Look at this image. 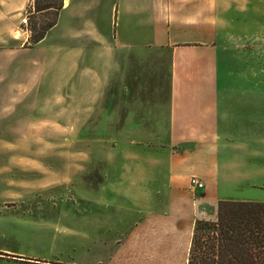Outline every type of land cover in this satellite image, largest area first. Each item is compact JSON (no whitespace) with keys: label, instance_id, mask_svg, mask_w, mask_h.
<instances>
[{"label":"rangeland","instance_id":"rangeland-1","mask_svg":"<svg viewBox=\"0 0 264 264\" xmlns=\"http://www.w3.org/2000/svg\"><path fill=\"white\" fill-rule=\"evenodd\" d=\"M70 1L73 8L85 5L88 20L96 16L95 27L68 35V29L83 20L65 13L60 26L36 44L55 12L35 13L33 0L19 17L21 21L33 12L28 33L16 30L15 45L36 49L35 55H27L20 66L0 65V264H118L123 260L140 264L146 244L149 250L161 249L159 230L175 228L172 221H164L163 227L159 221H145L151 213H164L162 199L157 198L154 211L147 201L126 200L140 194V187L133 185L143 180L147 185V179L137 175L153 171L157 175L169 160L162 144H130L165 140L167 131L125 128L129 112H135L136 119L143 117L145 96H156L155 106L146 107L155 111L156 119L166 99L163 90L171 67L164 34L158 31L165 28V0H121L119 14L111 7L100 12L98 0H68L67 7ZM126 4L134 7V17L126 16ZM246 9L253 34L251 63L237 58L240 63L225 69L246 78L240 89L261 92L262 97L252 98V105L264 107V2L252 0ZM74 37L83 48L82 63L76 67L67 58ZM131 42L136 49L127 48L125 44ZM26 79L33 85L24 89ZM103 89L109 96L100 99ZM124 89H130L127 96L122 94ZM250 117V144L220 147L221 170L214 178L219 184L206 191L211 201L206 205L208 213L214 200L264 201V113ZM144 151L155 156L148 160ZM192 176L204 182L195 173L184 177L187 193L205 197V190L192 189ZM154 179L161 181L158 176ZM145 195L151 193L142 191ZM187 224L188 220L180 221L177 230ZM175 245L182 247L178 241Z\"/></svg>","mask_w":264,"mask_h":264},{"label":"crops","instance_id":"crops-1","mask_svg":"<svg viewBox=\"0 0 264 264\" xmlns=\"http://www.w3.org/2000/svg\"><path fill=\"white\" fill-rule=\"evenodd\" d=\"M251 1H163L165 21L162 22L165 28L158 31L164 34V49L166 54L168 53L166 58L171 67L168 83L163 90L166 99L158 110L156 119L155 111L146 109V107L155 106L156 96H145L146 101L141 103L145 106V110L142 112L143 117L140 120L136 119V113L129 112L125 119V128L167 131V135H165L167 137L165 140L159 141L160 143L154 139H148L147 142L132 140L130 144L133 146L162 144L166 146L169 160L157 175L154 171L148 173L149 175H137L142 179L146 178L147 185H145V180L141 183L143 186L140 183L133 185L132 187H140V194H136L134 198L127 196L126 200H130L134 204L137 201H147V206L153 210L157 198L158 200L162 199L165 202L164 213L159 216L151 213L145 221H159V225L162 227L164 221H172L175 228L168 232L163 228L159 230L158 240L161 243V249L149 250V246L146 244L144 255L141 260H138L140 264H188L190 237L196 222L200 220L215 221L217 218L219 200L213 201L211 213H208L206 205L211 202L207 194L209 188L219 184V180L214 178L216 173L219 175L221 170L218 163L220 147L230 144L249 145L253 134L250 115L264 113L263 106L252 105V98L262 97V93L253 92L244 87L240 89L239 86L246 83V78H238L239 76L229 74L225 69L231 63L234 65L240 63L237 62V58L244 61L243 64L251 63L253 34L248 28L249 23L246 22L245 16L246 5ZM32 2L33 0H0V65L5 68L20 66L27 55H35L36 49H20L15 45V41L18 40L16 30L22 29L19 17L30 8ZM64 2H68V0H64ZM98 2L100 12H107L108 7H111L119 14L123 8L121 0H112L110 3L107 0H98ZM94 11H97V7L94 8ZM87 12L85 5L73 8L70 1L68 7L63 6L58 22L52 30L60 26V20L65 13L70 18L83 20L80 26L74 23L68 29V35L79 34L91 26L95 27L96 16L88 20ZM126 14L129 18L134 17L132 5L126 4ZM158 31L156 30V33ZM75 38L73 48L69 46L67 50V58L74 67L82 63L79 51L83 49ZM131 44L125 45L127 48L136 49L134 42ZM59 46L53 48V52L59 50L61 48ZM97 58L94 57V60ZM32 85L30 80L26 79L22 87L25 89ZM106 90L103 89L100 92V99L105 94L109 96L108 91L105 92ZM129 93L130 89H124L122 92L124 96ZM133 105L137 106L135 102ZM230 114L235 117H229ZM144 152L142 155L148 160H152V157L155 156ZM193 173L205 182V193L207 191L205 197H192L187 193L184 177ZM124 175L122 174V176ZM157 176L161 181L154 179ZM156 187L159 188L158 191ZM141 190L151 193V195L142 197ZM256 202L264 203V201ZM197 210L200 211L199 214ZM193 212L196 215L191 217ZM119 214L117 213V215ZM187 220L189 224L185 225L186 229L177 230L176 226L179 225V222ZM170 224L168 225L170 226ZM142 225L148 226L149 224L143 223ZM187 230L189 235H187ZM184 233L185 238L182 239ZM150 241L152 240H148V242ZM177 241L181 243V248L176 247ZM170 247L175 249H170ZM13 260L18 261L15 258ZM21 262L29 263L25 260H21ZM118 264H136V262L123 260Z\"/></svg>","mask_w":264,"mask_h":264},{"label":"trees","instance_id":"trees-1","mask_svg":"<svg viewBox=\"0 0 264 264\" xmlns=\"http://www.w3.org/2000/svg\"><path fill=\"white\" fill-rule=\"evenodd\" d=\"M63 1L35 0V13L55 12L36 44L56 26ZM188 264H264V203L220 201L215 221L196 222Z\"/></svg>","mask_w":264,"mask_h":264},{"label":"built area","instance_id":"built-area-1","mask_svg":"<svg viewBox=\"0 0 264 264\" xmlns=\"http://www.w3.org/2000/svg\"><path fill=\"white\" fill-rule=\"evenodd\" d=\"M33 10H34V8H33ZM33 13V12H32ZM32 13H29V14H26L24 17H23V19L21 20V26H22V29H25L24 31L26 32V33H28V27H29V21H28V18H29V16H31L32 15ZM27 41V40H26ZM191 183H190V185H191V187H192V189L193 190H195V191H197V192H202V191H204V183L201 181V180H199V179H197V178H195V177H193V178H191V181H190Z\"/></svg>","mask_w":264,"mask_h":264},{"label":"bare ground","instance_id":"bare-ground-1","mask_svg":"<svg viewBox=\"0 0 264 264\" xmlns=\"http://www.w3.org/2000/svg\"><path fill=\"white\" fill-rule=\"evenodd\" d=\"M65 6H67V2H65Z\"/></svg>","mask_w":264,"mask_h":264}]
</instances>
